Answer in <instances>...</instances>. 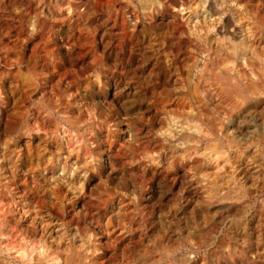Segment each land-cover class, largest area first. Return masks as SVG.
<instances>
[{
    "label": "clouds",
    "instance_id": "clouds-1",
    "mask_svg": "<svg viewBox=\"0 0 264 264\" xmlns=\"http://www.w3.org/2000/svg\"><path fill=\"white\" fill-rule=\"evenodd\" d=\"M262 213L264 0H0V264H264Z\"/></svg>",
    "mask_w": 264,
    "mask_h": 264
},
{
    "label": "rangeland",
    "instance_id": "rangeland-1",
    "mask_svg": "<svg viewBox=\"0 0 264 264\" xmlns=\"http://www.w3.org/2000/svg\"><path fill=\"white\" fill-rule=\"evenodd\" d=\"M125 39L122 37L120 43L121 42L123 43ZM107 46L108 45H106V47ZM40 50H41L40 47L34 48L33 49V55L34 56L37 55L40 52ZM254 228H255V233H254L255 236H257V237L264 236V213H262L261 215L256 217V222H255Z\"/></svg>",
    "mask_w": 264,
    "mask_h": 264
},
{
    "label": "bare ground",
    "instance_id": "bare-ground-1",
    "mask_svg": "<svg viewBox=\"0 0 264 264\" xmlns=\"http://www.w3.org/2000/svg\"><path fill=\"white\" fill-rule=\"evenodd\" d=\"M121 31L123 32V25H121ZM122 37L124 39L126 38V40H128V41H131V39H132V36L131 35H127V34L123 35Z\"/></svg>",
    "mask_w": 264,
    "mask_h": 264
}]
</instances>
